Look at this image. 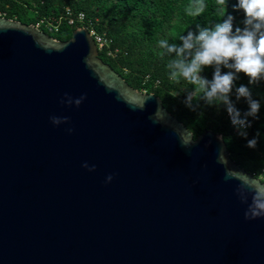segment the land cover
Listing matches in <instances>:
<instances>
[{"label":"water","instance_id":"obj_1","mask_svg":"<svg viewBox=\"0 0 264 264\" xmlns=\"http://www.w3.org/2000/svg\"><path fill=\"white\" fill-rule=\"evenodd\" d=\"M228 172L257 179L221 135L194 139L129 86L85 29L61 42L0 16V264H264V218L245 219Z\"/></svg>","mask_w":264,"mask_h":264},{"label":"trees","instance_id":"obj_2","mask_svg":"<svg viewBox=\"0 0 264 264\" xmlns=\"http://www.w3.org/2000/svg\"><path fill=\"white\" fill-rule=\"evenodd\" d=\"M200 3L205 5L200 15L195 13ZM238 0H0V16L25 25H38L42 20L51 21L57 31L40 26L49 37L61 42L70 39L79 25L69 26L65 9L74 16L83 14L92 21L97 35L107 41L99 50V58L119 74L132 88L158 97L166 110L174 116L197 139L206 131L221 135L230 158L246 172L260 179L264 169V81L250 85L248 78L239 74L237 87L241 84L250 88L253 98L260 102L258 118L253 119L247 129V139L239 136L227 120L223 105H208L199 99L202 93L197 86L183 78L173 80L167 65L175 54H168L160 46L161 40L170 44H181L180 37L188 31L198 32V27H214L222 23L227 15L234 17V27H243L244 13L234 6ZM214 69L208 67L202 73L212 78ZM223 71H228L223 69ZM189 93L194 94L195 111L185 106ZM231 99L241 113L248 111L244 98ZM257 134H259L257 136ZM257 138L256 147H247V140ZM264 183V182H263Z\"/></svg>","mask_w":264,"mask_h":264},{"label":"clouds","instance_id":"obj_3","mask_svg":"<svg viewBox=\"0 0 264 264\" xmlns=\"http://www.w3.org/2000/svg\"><path fill=\"white\" fill-rule=\"evenodd\" d=\"M218 3L226 5V0H218ZM234 7L244 13L242 28L234 27V17L229 14L222 23H217L212 28L198 27V32L188 31L186 35L180 37L182 43L179 45L170 44L167 40H161L159 43L168 54H175L167 65L170 78L177 81L183 78L189 84L197 86L196 90L202 93L199 99H203L206 104L223 105L237 134L247 139V129L251 127L248 118H258L261 105L253 98L248 86L241 84L237 87L236 82L241 73L248 78L250 85L264 81V0H238ZM204 8L205 5L200 3L195 13L189 14L200 15ZM208 67L214 69L211 79L202 75ZM233 93L236 101L241 98L246 100L249 106L248 111L241 113L231 99ZM193 98L194 94L189 93L184 104L195 111L198 105L193 104ZM85 99L86 96L82 95L74 102L69 99L68 104L74 103L76 107H79ZM61 103L64 104L65 101L62 99ZM145 104L146 100L139 108L143 110ZM160 113L158 109L150 118L159 122ZM50 119L54 125L69 122L68 117L53 116ZM66 131L71 133L73 129L68 128ZM182 143L187 145L190 142L182 140ZM256 145L257 138L247 140V147L254 149ZM218 162H225L223 149L220 150ZM83 167L88 168L89 171L95 170V165L89 168L85 163ZM228 177L239 180L236 195L242 204L247 205L245 219L264 218V183L249 178L243 173L228 172L226 178ZM112 179L113 176L109 175L106 182H111Z\"/></svg>","mask_w":264,"mask_h":264},{"label":"built area","instance_id":"obj_4","mask_svg":"<svg viewBox=\"0 0 264 264\" xmlns=\"http://www.w3.org/2000/svg\"><path fill=\"white\" fill-rule=\"evenodd\" d=\"M65 18H66L69 26H75L78 24L79 25L78 28L85 29L89 33V35L93 38L98 51L102 50L107 45V41L103 37L97 35V33L94 31L92 21H87L83 14H79L78 16H74L73 13L69 9L66 8L65 9ZM40 26L45 27V29L48 30L49 32L57 31V28H58L51 21H47V20H42L35 27L40 29ZM227 120L231 124V121H230V118L228 115H227ZM249 121L251 122V125H252L253 121L250 119H249ZM231 127L233 129H235V127L232 124H231ZM260 180H262V182H264V169L261 171Z\"/></svg>","mask_w":264,"mask_h":264},{"label":"rangeland","instance_id":"obj_5","mask_svg":"<svg viewBox=\"0 0 264 264\" xmlns=\"http://www.w3.org/2000/svg\"><path fill=\"white\" fill-rule=\"evenodd\" d=\"M260 180V179H259ZM262 182V180H260Z\"/></svg>","mask_w":264,"mask_h":264}]
</instances>
